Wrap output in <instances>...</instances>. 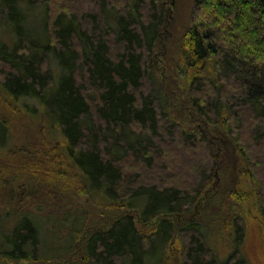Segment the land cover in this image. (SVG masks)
<instances>
[{"label": "trees", "instance_id": "16d2710c", "mask_svg": "<svg viewBox=\"0 0 264 264\" xmlns=\"http://www.w3.org/2000/svg\"><path fill=\"white\" fill-rule=\"evenodd\" d=\"M121 1L126 9L118 16L120 27L117 34L112 33L114 40L106 38L109 30H99L100 36L86 32L77 14L65 11L53 26L48 21L44 24L46 37L41 32L40 40H34L36 33L30 34L23 23L29 7L36 3L0 0V22L8 23L16 40L10 44L0 39V96L12 103L13 110L19 107L23 117L44 120L41 128L58 137L56 142L70 167L78 169L82 185L88 182L86 188H94L96 198L101 197V190L111 194V207L137 209L146 224L162 215L187 211L201 192V184L210 181L221 165L214 156L208 165L211 170L203 169L205 162L191 165L196 183L187 176L191 181H183L181 189L140 185L138 176L131 181L125 177L122 167L127 162L138 169L151 166L174 154L172 147H178L177 143L197 159L204 143L200 132L194 133L198 130L190 131L172 120L164 94L151 89L155 76L150 58L158 51V27L163 23L159 0ZM98 5L104 16L110 2L99 0ZM133 13L137 19L131 21ZM89 17L95 25L98 17ZM183 49L187 88L198 96L192 98L196 109L213 122L225 124L227 133L239 141L240 137L245 140L244 155L254 172L262 170L264 164L254 163L251 151L264 154V0H196ZM51 56L59 65L58 76L47 65ZM30 100L41 107L18 104ZM45 120L51 124L46 126ZM58 129L68 140L59 137ZM56 155L61 159L58 151ZM28 179L7 180L10 190L14 187L17 193L12 212L17 223L8 248L0 239V260L16 264L42 258L36 223L22 217L16 206L38 199L37 193L45 191L47 182L39 174ZM4 211L0 206L2 231ZM200 232L196 225L177 228L167 219L144 233L125 213L110 228L88 235L84 264H151L157 253L162 264H247L209 258Z\"/></svg>", "mask_w": 264, "mask_h": 264}, {"label": "rangeland", "instance_id": "374dc122", "mask_svg": "<svg viewBox=\"0 0 264 264\" xmlns=\"http://www.w3.org/2000/svg\"><path fill=\"white\" fill-rule=\"evenodd\" d=\"M108 1L110 7L103 16L100 15L102 10L98 5L99 0H33L36 4L29 7L23 25L30 34L36 33V38L32 35L34 40H40L38 36H42L38 33L42 32L46 37L44 24L48 21L53 26L56 17L65 11L69 15L77 14L86 32L100 36L102 34L99 30H109L106 38L114 40L112 33L117 34L120 27L118 16L122 17L126 8L121 0ZM195 1L159 0L163 23L158 27V51L150 58L155 76L151 89L164 94L170 117L175 123L191 128L190 131L198 130L195 134L200 132L198 135L204 143V150L195 159L191 154L183 152L187 149L184 144L180 146L177 143L178 147H172L176 152L168 159H157L153 165H144L140 169L133 168L127 162L122 169L130 181L138 176L140 185L181 189L183 181H195L197 178L191 165L202 166L205 162L207 165L203 169L211 170L208 165L213 163L214 156V161L219 162L221 168L216 167L210 181L200 183L201 192L197 193L195 203L187 211L162 215L145 224L139 210L128 208L124 211L111 207V194L101 190V197L96 198L93 195L94 188H86L88 182L82 185L78 169L70 167L64 150L56 142L58 137L53 132L46 134L41 128L44 120L33 115L23 117V113L18 112L19 107L13 110L12 103L0 96V107L5 109L3 114L0 109V206L5 209L1 223L5 231L0 228V239L3 238L7 248L17 223L12 214L17 193L14 187L12 191L8 187V178L29 176L28 180L31 181L33 175L39 174L47 182L45 191L37 193L38 199H27L16 206L22 217L28 216L36 223L41 240L39 253L42 258L20 264H84L88 235L95 230L110 228L125 213L133 218L138 230L144 233L152 232L167 219L177 228L196 225L201 231V242L209 258L216 257L220 262L231 259V263L243 260L247 264H264V168L254 172L251 160L243 153L245 140L240 137L239 141L236 135L227 133L225 124L215 123L202 115L192 101V98L198 97L197 92L190 93L187 88L188 65L181 53ZM96 2L94 6L93 3ZM145 9L147 10V6ZM88 15L98 17L95 25ZM22 18L24 19L23 16ZM129 19L133 21L137 19V15L133 13ZM10 31L11 27L7 22H0V39L4 38L10 44L16 43ZM47 65L55 76L59 75V65L52 56ZM18 104L41 107L37 101L32 100ZM50 124L49 120H45L46 126ZM57 132L63 141L68 140L59 129ZM138 132L140 131L137 130ZM249 137L251 136H247ZM57 151L61 159L57 157ZM112 152L119 155L116 148ZM251 152L254 163L256 161L263 165L264 154ZM153 256L151 264H162L161 255L157 253V256ZM0 262L16 264L6 259Z\"/></svg>", "mask_w": 264, "mask_h": 264}]
</instances>
